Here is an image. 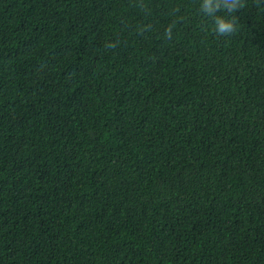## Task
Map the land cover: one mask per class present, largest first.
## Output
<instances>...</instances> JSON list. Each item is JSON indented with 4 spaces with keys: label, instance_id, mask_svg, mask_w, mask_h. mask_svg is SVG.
Returning <instances> with one entry per match:
<instances>
[{
    "label": "trees",
    "instance_id": "16d2710c",
    "mask_svg": "<svg viewBox=\"0 0 264 264\" xmlns=\"http://www.w3.org/2000/svg\"><path fill=\"white\" fill-rule=\"evenodd\" d=\"M200 3L0 0V264H264V0Z\"/></svg>",
    "mask_w": 264,
    "mask_h": 264
},
{
    "label": "clouds",
    "instance_id": "9594fccd",
    "mask_svg": "<svg viewBox=\"0 0 264 264\" xmlns=\"http://www.w3.org/2000/svg\"><path fill=\"white\" fill-rule=\"evenodd\" d=\"M244 6V0H201L200 12L211 20L212 31L216 36L226 37L236 30V21L232 14ZM221 11L226 15H218ZM171 34V27H169L165 30V36L171 38Z\"/></svg>",
    "mask_w": 264,
    "mask_h": 264
}]
</instances>
